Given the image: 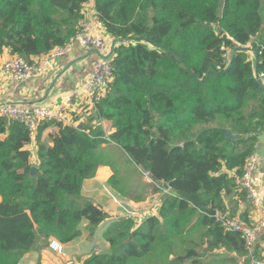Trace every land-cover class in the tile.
Instances as JSON below:
<instances>
[{"label": "trees", "instance_id": "obj_1", "mask_svg": "<svg viewBox=\"0 0 264 264\" xmlns=\"http://www.w3.org/2000/svg\"><path fill=\"white\" fill-rule=\"evenodd\" d=\"M88 1L0 0V54L7 48L32 63L64 46L76 34ZM93 3L115 43L113 81L95 112L114 132L105 138L101 129L83 125L40 124L37 172L31 174L27 127L0 117V264H18L50 240L62 245L75 240L82 221L93 234L107 215L81 201V188L104 163L101 147L110 143L140 176V170L147 171L156 183L198 196L216 215L164 194L157 216L140 224L128 217L112 222L102 235L109 252L92 254L81 264H200L218 251L247 258L240 233L226 230L219 217L228 214L247 225L246 212H236L246 196L236 178L243 176L257 136L264 133V87L254 77L245 46L252 48L257 71L264 72V0ZM222 47L230 50L231 63L217 69ZM52 125L58 132L49 146L41 134ZM107 184L128 200H142L119 188L114 169ZM231 197L233 203L227 201Z\"/></svg>", "mask_w": 264, "mask_h": 264}, {"label": "crops", "instance_id": "obj_2", "mask_svg": "<svg viewBox=\"0 0 264 264\" xmlns=\"http://www.w3.org/2000/svg\"><path fill=\"white\" fill-rule=\"evenodd\" d=\"M84 7V12L87 15L88 13L95 14L93 0H89ZM260 36L261 39H264V23ZM106 39L110 46L114 45V41L110 37L106 36ZM246 47L252 49L250 45ZM247 53L249 59L254 62L252 52L247 50ZM43 56L33 58L32 63L41 61ZM12 57L7 48H4L0 54V105L52 106L81 88L82 82L91 72L92 62L97 58V55L75 45L67 54L54 59L48 67L43 68L38 74L24 82H12L1 74L2 65ZM71 116L76 124L81 122L79 125L91 127L92 130L101 129L106 136L114 132L109 121L96 117L94 106L75 101L71 107ZM57 132L58 128L52 125L41 134V140L51 146L50 138ZM36 148L37 143L34 136L26 149L31 153L30 163L37 169ZM101 151L105 154L104 163L97 168L94 177L83 182L80 199L82 202H90L100 207L106 213L107 218L92 235H89L87 231L88 223L82 221L79 226L81 235L63 245L66 257H60L48 247H43L40 250L26 253L18 264H67L68 262L81 264L92 254L109 252V244L102 235L112 222L134 214L136 223L140 224L147 217L157 216L164 193L147 187V182L141 177L142 175L140 176L130 164L124 162L122 152L115 144H104ZM255 156L258 166L254 173L253 188L257 191L260 205L264 210V133L257 136ZM113 169L120 179L119 188L135 193L136 196L142 198L141 201L135 202L124 198L107 184L113 176ZM112 198H115L118 203H115ZM235 200L236 197H231L227 201L233 203ZM236 212L237 214L246 212L247 225L257 227L255 245L257 260H264V211H259L245 196V202L237 204ZM213 253H215V259L210 260L207 264L248 263L247 258H236L233 254L223 251ZM205 258L201 259L200 264H203L202 261ZM186 264H190V261Z\"/></svg>", "mask_w": 264, "mask_h": 264}, {"label": "built area", "instance_id": "obj_3", "mask_svg": "<svg viewBox=\"0 0 264 264\" xmlns=\"http://www.w3.org/2000/svg\"><path fill=\"white\" fill-rule=\"evenodd\" d=\"M83 17L79 22V27L76 34L71 37L68 42L61 47H55L50 52L44 54V58L37 63H28L20 57L13 56L6 61L1 67V74L6 76L12 82H24L31 78V76L38 74L43 68L48 67L49 64L56 58L67 54L75 45L83 49L94 52L97 58L92 62L91 72L82 82L81 88L74 93H71L58 104L52 106L34 105H18L6 104L0 105V117L14 120L27 127L30 137L33 138L36 134L37 127L44 122L61 123L78 128L81 122L75 123L71 116V107L75 101L89 106H94L107 94L109 87L113 81L112 76V48L107 39L103 23L99 20L96 13L88 15L84 12ZM221 65L217 67L226 68L231 63V52L229 49L221 48ZM255 60V59H254ZM230 61V62H229ZM254 67H255V62ZM254 77L264 85V72L259 73L254 69ZM107 138L106 135H104ZM257 159L255 152L250 156L246 162L245 171L242 177L236 178V182L240 189L246 192L247 199L259 211H264L260 205L257 191L253 188L254 173L257 171ZM142 177L148 184L156 185L164 194H168L170 188L163 183H156L153 181L149 172L140 170ZM169 195V194H168ZM115 203L118 201L113 198ZM134 214H130L128 218L134 219ZM127 218V217H126ZM221 225L226 230H232L240 233L244 240L245 249L248 253V263L239 264H264V260H257L255 254L256 233L257 227L241 224L235 220L225 216L219 217ZM48 249L60 257H66L63 245L56 240H50ZM67 264H70L68 262Z\"/></svg>", "mask_w": 264, "mask_h": 264}, {"label": "water", "instance_id": "obj_4", "mask_svg": "<svg viewBox=\"0 0 264 264\" xmlns=\"http://www.w3.org/2000/svg\"><path fill=\"white\" fill-rule=\"evenodd\" d=\"M115 45V43H114ZM247 50H249L250 52H252V54L254 55L253 51L251 49H248L246 48ZM255 59V58H254ZM257 61L255 59V71L257 72ZM258 82V84L261 85V87H264L263 84H261L260 81L256 80ZM262 131L264 132V122H263V125H262ZM228 138L232 139V140H236L238 139V136H233L231 135L230 133L227 134ZM37 172V169L35 167H32L31 169V174H35ZM168 194L169 195H178L180 196L182 199L190 202L198 211H200L201 213H205L209 216H215L216 215V212L211 210L210 208H204L202 205H201V202L199 201V198L198 196H190V195H185V194H179L177 192H175L172 188H169L168 189Z\"/></svg>", "mask_w": 264, "mask_h": 264}, {"label": "rangeland", "instance_id": "obj_5", "mask_svg": "<svg viewBox=\"0 0 264 264\" xmlns=\"http://www.w3.org/2000/svg\"><path fill=\"white\" fill-rule=\"evenodd\" d=\"M264 6V5H263ZM263 23H264V13H263ZM245 48H247L246 46H245ZM230 62V61H229ZM230 65V64H229ZM228 65V66H229ZM112 200H113V198H112ZM219 256H221L220 254H219ZM215 257V253H211L210 255H208V256H206V258L205 259H203V264H207L210 260H213V259H215L214 258ZM223 264V263H222ZM226 264H230V263H226Z\"/></svg>", "mask_w": 264, "mask_h": 264}]
</instances>
